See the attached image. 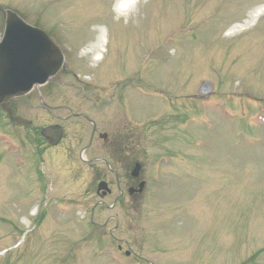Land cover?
<instances>
[{
  "label": "rangeland",
  "instance_id": "rangeland-1",
  "mask_svg": "<svg viewBox=\"0 0 264 264\" xmlns=\"http://www.w3.org/2000/svg\"><path fill=\"white\" fill-rule=\"evenodd\" d=\"M116 3L0 0L70 57L39 87L50 108L37 90L21 106L66 125L58 148L0 112V264H264V0H138L127 24ZM82 110L107 133L92 149L66 119ZM96 156L152 173L142 221L102 210L96 178L117 182Z\"/></svg>",
  "mask_w": 264,
  "mask_h": 264
},
{
  "label": "water",
  "instance_id": "water-1",
  "mask_svg": "<svg viewBox=\"0 0 264 264\" xmlns=\"http://www.w3.org/2000/svg\"><path fill=\"white\" fill-rule=\"evenodd\" d=\"M0 11L5 18L0 40V107L11 121L30 124V120L14 116L11 100L49 81L63 67L65 57L44 30L27 23L14 10L0 6ZM41 133L49 143L56 145L62 139L63 128L58 124L50 125L42 128Z\"/></svg>",
  "mask_w": 264,
  "mask_h": 264
},
{
  "label": "flooded vegetation",
  "instance_id": "flooded-vegetation-1",
  "mask_svg": "<svg viewBox=\"0 0 264 264\" xmlns=\"http://www.w3.org/2000/svg\"><path fill=\"white\" fill-rule=\"evenodd\" d=\"M29 22V21H28ZM32 25H35L37 27L42 28L41 26H39L38 24H33L31 22H29ZM1 24H3V31L5 28V19L4 17H2L1 20ZM44 29V28H42ZM45 31H47V33L49 34L50 38L63 50L64 54H65V58H66V65L59 71H64L67 69V66L70 62V57L68 56V52L66 51V49L64 48V44L57 39V37L50 32L47 29H44ZM3 34V32H2ZM2 34L0 35V39L2 37ZM53 78L51 79L50 82H53ZM48 83L42 85V86H46ZM41 87V86H40ZM34 91H36V89H34ZM28 95V94H27ZM25 95V96H27ZM25 96H19L16 98H13L10 106L13 108L14 110V116H21L24 117L26 119H29L27 116H25V114L23 112H21V106H27V107H33L31 102L26 101L24 99ZM39 101L41 102L40 108L43 109H47L50 108L49 106H47V104L45 103V101L43 100V96L41 95V92L39 93ZM37 108V106H34V108ZM39 107V106H38ZM3 116H7L5 117L6 119H9V116L6 112H3ZM68 120H71L73 124H83V121L88 122L89 124L92 125V131H91V139H90V144L88 146H86L85 148H90L92 149L93 147H95L93 144L96 140V138L98 137L99 139H104L106 140L107 135L105 132H98V125L97 123L92 119V117H90V113L86 112V111H79V112H74L72 111L70 114V118H66ZM10 120V119H9ZM31 120V119H29ZM12 129L10 130L11 134H13L19 141H25L28 142L29 141V137H31V132L34 134V139H40L41 144H43L44 146L47 147V149H52V148H58L63 141L65 140V129H66V125L60 120V121H53V122H49L47 124H44L42 126H40L38 128V125H34L33 121L30 124H20L17 122H12L9 121ZM6 123H8V121H6ZM55 124H60L63 129H64V135L63 138L61 140V142L58 145H50L48 144L45 139L43 138V136L41 135V129L43 127L46 126H50V125H55ZM25 128V133L19 134L17 133L16 128ZM101 147V146H100ZM105 147V146H104ZM83 148V149H85ZM96 161L99 162H103L106 165V169H108V172H113L115 174V178H116V184L115 187L113 186L114 184L111 182L110 177L107 176H102L99 178H96V194L98 196L101 197H111L113 198V202L112 205H108L109 208H104L102 210L104 211H108L110 212V215L108 217L110 218H116V216H127L130 213H135V216L139 215V220L142 221L144 218L143 214V210L138 208L139 206L141 207L144 203V196L147 195L146 192H148L147 188H148V179H151L153 177L152 173H146V168L145 166L140 163L139 161H135L129 168H127L126 166H124V164L122 163L121 168L122 171H120L119 169H114L112 167V164L110 162V160H108L106 157H93L90 160H87V165H95ZM121 164V163H119ZM138 167V168H137ZM98 169V168H96ZM92 175H95L96 172L91 171L90 172ZM95 173V174H94ZM122 173V175H121ZM100 174L99 172L97 173V175ZM102 174H105L104 172H102ZM96 176V175H95ZM121 180H123V182H121ZM102 183L103 188L99 190V185ZM123 184V185H122ZM150 189V188H149ZM115 190H117V192H115ZM134 203L135 207H137V211L133 212V208L130 204ZM126 204L127 206H130V208L126 209ZM116 206H119V208H115ZM125 207V208H124ZM110 208H113L112 210ZM118 225V224H117ZM117 227V226H116ZM110 236H113V234L110 233ZM149 238V237H148ZM127 242V241H126ZM117 249L119 251H122V245L118 244L117 245ZM125 256H129L131 254V251L129 250H125ZM139 259H143L144 258L139 256ZM141 262V261H139ZM143 263V262H142ZM145 264V263H143Z\"/></svg>",
  "mask_w": 264,
  "mask_h": 264
},
{
  "label": "clouds",
  "instance_id": "clouds-1",
  "mask_svg": "<svg viewBox=\"0 0 264 264\" xmlns=\"http://www.w3.org/2000/svg\"><path fill=\"white\" fill-rule=\"evenodd\" d=\"M137 3L138 0H118V3L113 5L115 19L123 18L124 23L127 24L130 14L136 10Z\"/></svg>",
  "mask_w": 264,
  "mask_h": 264
},
{
  "label": "bare ground",
  "instance_id": "bare-ground-1",
  "mask_svg": "<svg viewBox=\"0 0 264 264\" xmlns=\"http://www.w3.org/2000/svg\"><path fill=\"white\" fill-rule=\"evenodd\" d=\"M261 10H264V5H262V7L260 8ZM261 12V11H260ZM245 25V24H244ZM234 29H238V25H236L235 27H233ZM233 28H231L232 30H234ZM240 29H244L243 25L240 26ZM93 54H95L94 59L95 60H99L101 58V53L100 52H94Z\"/></svg>",
  "mask_w": 264,
  "mask_h": 264
}]
</instances>
